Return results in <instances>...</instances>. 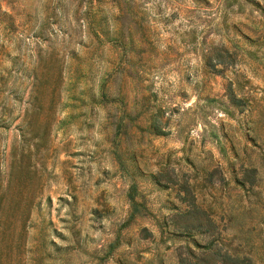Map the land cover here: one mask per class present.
I'll return each instance as SVG.
<instances>
[{
  "label": "rangeland",
  "instance_id": "obj_1",
  "mask_svg": "<svg viewBox=\"0 0 264 264\" xmlns=\"http://www.w3.org/2000/svg\"><path fill=\"white\" fill-rule=\"evenodd\" d=\"M264 264V0H0V264Z\"/></svg>",
  "mask_w": 264,
  "mask_h": 264
},
{
  "label": "trees",
  "instance_id": "obj_2",
  "mask_svg": "<svg viewBox=\"0 0 264 264\" xmlns=\"http://www.w3.org/2000/svg\"><path fill=\"white\" fill-rule=\"evenodd\" d=\"M224 260H222L221 264H223Z\"/></svg>",
  "mask_w": 264,
  "mask_h": 264
}]
</instances>
